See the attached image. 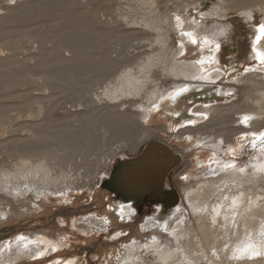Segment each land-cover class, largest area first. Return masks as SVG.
Here are the masks:
<instances>
[{
    "label": "rangeland",
    "instance_id": "rangeland-1",
    "mask_svg": "<svg viewBox=\"0 0 264 264\" xmlns=\"http://www.w3.org/2000/svg\"><path fill=\"white\" fill-rule=\"evenodd\" d=\"M201 1L220 0H0V178L2 169L12 172L20 161L42 159L55 165L56 172L76 178L68 193L40 198L12 197L0 187V264L19 248L15 239L20 236L25 246L33 250L39 243L44 251L13 264H117L131 243L144 252L152 236H168V231L172 237L188 231L200 236L199 215L209 222L211 207L225 193L264 196V144L253 135L264 130V115L252 114L258 89L264 87V64L253 51L264 41L256 42V28L264 24L262 11L256 0H226L225 13L219 15L201 10ZM149 8L167 18L173 49L185 39L175 33L185 18L193 28L204 25L201 31L218 36L217 61L210 66L224 77L212 87L207 84L205 91L216 88L218 94L219 87H226L227 94L205 102L195 93L168 98L145 123L133 104L99 100L104 86H114L129 68L136 71L152 53L148 43L154 35L131 21L132 16L141 20ZM190 46L179 61L199 60L204 54L201 44ZM152 75L162 78V87L175 82L163 78L160 68ZM204 106H210L209 113L192 119L190 111ZM150 141L166 145L180 162L165 176L160 198L140 196L133 203L134 214L123 216L120 168L139 157ZM198 156L208 164L197 165ZM215 157L234 165L220 181L221 173H207ZM209 180L218 181L209 200L188 204V191ZM156 206L167 231L160 223L143 226ZM91 216L98 222L107 219V231H99L102 223L88 224L85 219ZM216 239V244L211 238L203 243L204 250L213 255L214 264H226L222 252L235 243L223 247L221 230ZM207 262L206 257L200 264Z\"/></svg>",
    "mask_w": 264,
    "mask_h": 264
},
{
    "label": "bare ground",
    "instance_id": "bare-ground-1",
    "mask_svg": "<svg viewBox=\"0 0 264 264\" xmlns=\"http://www.w3.org/2000/svg\"><path fill=\"white\" fill-rule=\"evenodd\" d=\"M200 3L202 6L201 10L210 9L216 11L219 15L225 13L226 0H220L215 4L207 1H201ZM263 3L264 0H256L255 5L259 4L258 10L262 11V21L264 22ZM151 10V8L145 10L149 14L143 13L141 20L138 21L136 17L132 16L131 21L133 24L140 25L144 32H150L154 35V38L148 43L152 53L146 57L145 62L138 64L136 71L131 68L127 69L118 77L114 86H104L97 95L99 100L107 105H114L118 102H122V106L124 102L135 105V111L140 117L139 121L142 123L147 122L153 112L152 110L155 108L159 109L168 98L177 100L183 94L195 93L197 97L203 100L202 102L206 100L217 101V98H221L222 95L228 92L226 87H219L218 94L216 88L213 92L207 93L205 91L207 84L212 87L211 85L218 83V80L224 77L223 71L221 72L219 68L210 66L211 63H216L217 61L216 51L218 49L216 46L219 44L218 36L208 35L201 31L204 25L199 26V28H193L192 21L188 22L185 18L183 26L180 27L179 31H175V33L179 34L180 37H185V39L180 41L178 46L173 49L169 45L171 32L173 31L171 27L167 26V18H161L157 11L153 10L151 12ZM222 30H224V27L220 25V32ZM256 31L258 32L257 28ZM184 32L192 34L191 38L196 39L197 46L202 45L204 54L199 60L188 61L182 59L179 61V58L184 57L182 56L183 53L185 55L188 52L187 49L191 47V38L184 36ZM216 34L219 35L220 33ZM205 41L207 42L205 43ZM254 48L257 51L264 52V41L259 45L255 44ZM205 50H207V53ZM254 56H256V53ZM200 61H203V63H199ZM207 66L210 67L206 68ZM154 68H160L163 78L166 76L172 77L175 81L174 84L169 87H162V78H153ZM260 77L261 81L264 80V75ZM228 78H230V75H228ZM241 80L235 79L234 81L238 83ZM252 80L256 81L257 79ZM193 86L195 88H192ZM183 89L187 90L183 91ZM258 90L260 93L256 100V111L252 114L261 116L264 115V87H259ZM176 93H179V95H176ZM136 101H139V103H136ZM209 111L210 106H204L202 111L192 109L190 116L192 119L197 120L199 117L207 115ZM257 121L258 119L252 120L250 125L255 124ZM168 150L169 148L161 142L152 141L149 148L139 157L129 161L120 168L121 180L123 187L125 186L124 196L126 198V203L119 204V213L121 215L134 214L133 203L140 196H151L149 193L152 192L160 198L159 195L162 191L165 175L175 166L176 158L166 156ZM206 161L205 158L198 156L196 163L203 166L208 164ZM230 163L231 161L215 157L209 163L207 173L213 174V176L221 173L218 178V181H220V179L230 175L227 172L229 167H226ZM55 170V165L50 164L45 159L35 163L23 160L14 165L12 172L2 169L0 187L11 194L12 197L17 196L19 198L29 196V194L40 198L48 194H65V191L68 193L76 178L67 172H56L59 169ZM209 181L211 182L206 181L198 185L196 190L188 191L186 195L188 204L203 205L209 200L218 183L215 180ZM168 198L172 202L176 199L172 193H169ZM158 208L159 206H156V211L146 217L143 226L145 228H153L152 223H160L159 225L162 224V228L167 231L165 222L160 221ZM209 220L207 222L205 217L199 215L200 236L188 231L184 235L177 233L172 237V235L169 236L170 231H168V236H152L150 239L151 243L145 248L144 252L138 250L134 243H131L127 245L128 251L126 255L117 264H200L203 260H206V257L208 259L207 264H214L213 255L209 256L203 246L208 243L206 241L209 238L213 240L212 244H216L219 230L223 232V247L228 248L231 242L232 244L235 243L222 252L226 264H264V196L262 194L257 192L225 193L221 200L211 207ZM85 221L88 224L94 223L98 227L102 223V221H96L94 216L89 217L87 220L85 219ZM101 226H103V223ZM184 240L185 242H183ZM20 244H24L23 247H20ZM44 244L48 245L47 242ZM15 245L19 246V248L8 256L5 264H13L22 259L41 254L44 251L39 246V243L35 244L33 250L29 247L30 245L25 246L26 240L21 236L15 239ZM247 245H252V250L260 252V256L254 259H234L233 257L237 254V250ZM56 247L57 245L52 246L53 249ZM229 251L230 253L234 251V254H231L232 257L227 256Z\"/></svg>",
    "mask_w": 264,
    "mask_h": 264
},
{
    "label": "snow or ice",
    "instance_id": "snow-or-ice-1",
    "mask_svg": "<svg viewBox=\"0 0 264 264\" xmlns=\"http://www.w3.org/2000/svg\"><path fill=\"white\" fill-rule=\"evenodd\" d=\"M179 20V17H177ZM258 33L256 37V42L259 43L261 39H264V24H260L257 26ZM184 36L191 38L192 34L188 32L183 33ZM207 41H205L206 43ZM191 43L196 44L197 41L194 38H191ZM217 49L220 48V45L218 44ZM253 51L256 53V59L260 63H264V52L257 51L255 48ZM199 63H203V61H200ZM187 89H183V91H186ZM176 95H179V93H176ZM249 118L244 117V121L246 122ZM256 136V140H258L261 144H264V132L260 133L259 135L253 134ZM255 143V141L253 142ZM226 167H234V165H226ZM241 171H244L241 169ZM260 256V252L252 250V245H247L246 247L240 248L237 250V254L234 255V259L236 260H243V259H254L256 257Z\"/></svg>",
    "mask_w": 264,
    "mask_h": 264
},
{
    "label": "water",
    "instance_id": "water-1",
    "mask_svg": "<svg viewBox=\"0 0 264 264\" xmlns=\"http://www.w3.org/2000/svg\"><path fill=\"white\" fill-rule=\"evenodd\" d=\"M151 142H152V141L149 142V145L151 144ZM149 145H148V147H147L146 149L149 148ZM146 149H145V150H146ZM166 156H167V157H175V158H176L174 165H177V164L180 162V157H179V155H177V154H173V152L170 150V148H169V150L167 151ZM169 169H170V168H169ZM169 169H168V170H169ZM168 170H167V171H168ZM170 170H171V169H170ZM170 170H169V171H170ZM166 175H167V174H166ZM166 175H165V176H166ZM164 179H165V178H164ZM151 193H152V192H151ZM151 193H149V195H151L150 197L158 196V195L155 194V193H152V194H151Z\"/></svg>",
    "mask_w": 264,
    "mask_h": 264
},
{
    "label": "built area",
    "instance_id": "built-area-1",
    "mask_svg": "<svg viewBox=\"0 0 264 264\" xmlns=\"http://www.w3.org/2000/svg\"><path fill=\"white\" fill-rule=\"evenodd\" d=\"M102 219V223H103V226H102V230H99L100 232H105L107 231L108 227H109V222L107 219H105L104 217H101Z\"/></svg>",
    "mask_w": 264,
    "mask_h": 264
}]
</instances>
